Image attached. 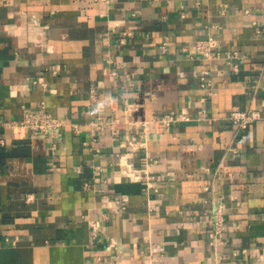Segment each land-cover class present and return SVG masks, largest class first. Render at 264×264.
<instances>
[{"label":"crops","instance_id":"crops-1","mask_svg":"<svg viewBox=\"0 0 264 264\" xmlns=\"http://www.w3.org/2000/svg\"><path fill=\"white\" fill-rule=\"evenodd\" d=\"M209 31L236 71L194 54ZM41 100L55 148L4 123ZM248 106L264 110V0H0V264H264V121L228 118Z\"/></svg>","mask_w":264,"mask_h":264},{"label":"built area","instance_id":"built-area-1","mask_svg":"<svg viewBox=\"0 0 264 264\" xmlns=\"http://www.w3.org/2000/svg\"><path fill=\"white\" fill-rule=\"evenodd\" d=\"M130 34L129 31L124 32V36L120 38V42H124L125 36ZM166 40H164L160 47L165 48ZM192 49L196 56L207 60L210 62L212 59L222 56L225 62L228 64V68L236 71L239 67L238 59L243 55L236 49L230 52L223 50L220 53L218 49V40L213 31H209L204 37L194 39L192 42ZM186 48V47H184ZM55 71V70H54ZM209 68H203L199 74L200 86L211 93V80L209 76ZM33 81H36L34 79ZM40 84L44 87L46 86V81H41ZM94 93L93 89L91 90ZM177 115L172 112H165L163 114H153L151 120L160 121L164 125H169L171 121L176 120ZM228 118L233 122L236 128H245L249 123L257 120L264 121V110L256 108L254 106H248L245 109H232L228 113ZM118 118H114V121H118ZM106 121L103 115L97 116V124H101ZM149 120H136L133 123L137 126L147 128V123ZM4 123L11 127L25 128L30 134H44L50 138L51 147L55 148V140L61 134V125L64 123L61 117L51 114L45 107V102L40 101L37 108L33 110H23L22 115L19 118H13L5 120ZM133 138V137H132ZM132 138L130 144L132 143ZM128 174L135 176L136 178L142 177V174L136 170H132L128 167ZM207 188V186H205ZM32 194L27 193L25 195L26 200L32 199ZM208 201V200H206ZM210 208V229L208 231L209 243L215 244L216 239L219 238V234L223 232L226 227L225 222V211L226 205L221 200L211 199L209 202ZM243 250H245L243 248ZM235 253V252H234Z\"/></svg>","mask_w":264,"mask_h":264}]
</instances>
